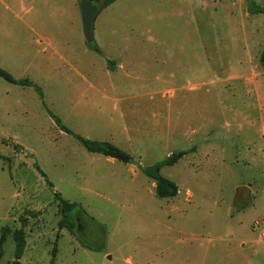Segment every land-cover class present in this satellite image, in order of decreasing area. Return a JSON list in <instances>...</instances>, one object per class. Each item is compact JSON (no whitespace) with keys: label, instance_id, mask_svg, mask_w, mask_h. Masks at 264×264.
<instances>
[{"label":"rangeland","instance_id":"rangeland-1","mask_svg":"<svg viewBox=\"0 0 264 264\" xmlns=\"http://www.w3.org/2000/svg\"><path fill=\"white\" fill-rule=\"evenodd\" d=\"M92 33L78 0H0V67L42 93L0 77V264L17 228L21 264H264V0H114Z\"/></svg>","mask_w":264,"mask_h":264},{"label":"trees","instance_id":"trees-1","mask_svg":"<svg viewBox=\"0 0 264 264\" xmlns=\"http://www.w3.org/2000/svg\"><path fill=\"white\" fill-rule=\"evenodd\" d=\"M91 1H99V0H91ZM114 0H101L99 1L101 4H103V7L109 5ZM249 11L251 13L253 12H263L262 8H254L249 7ZM93 48L96 51H99L97 46H93ZM260 63L262 67L264 68V50L262 51L260 57H259ZM0 77L4 78L5 80L19 84V85H26V86H33L37 92L42 95L41 90L39 87L34 85L29 79H17L14 76H12L9 72L4 70L0 67ZM55 121L58 123L60 128L67 132L73 134V136L90 152L98 153L106 157H112L118 161H121L123 163H133L134 157L123 150L122 148L118 147L117 145L113 144L110 141L107 140H97V139H87L85 137H82L79 134L73 133L69 128L62 125L60 123V120L51 114ZM188 151L186 150H176L168 154L163 160H161L158 163H155L152 166L143 167V172L151 178L154 183V190L155 194L158 197L165 198V197H174L178 193V186L177 184L172 181L171 179L163 176L160 173V168L163 165H173L175 164L181 157H183ZM139 164V163H138ZM55 198L59 200L60 202V212H61V218L58 220L57 224L59 228H66L70 233H73L76 229V224L73 220V217L71 215L72 210L76 207V203L69 202L65 199H63L59 193L55 192ZM23 220V219H22ZM9 229L6 228V231ZM13 240H14V252H13V258L10 262V264H21L20 259L24 253L25 247H26V236L23 228H17L13 231ZM5 237V233L2 234L0 237V253L2 252V243ZM54 254V253H53ZM51 264H53V256L51 259Z\"/></svg>","mask_w":264,"mask_h":264},{"label":"water","instance_id":"water-1","mask_svg":"<svg viewBox=\"0 0 264 264\" xmlns=\"http://www.w3.org/2000/svg\"><path fill=\"white\" fill-rule=\"evenodd\" d=\"M78 4L82 19L83 35L86 41L92 42L93 22L97 13L103 7V4H101L99 1H91V0H78ZM246 190H247L246 186H241L237 188L235 195L236 202L242 201Z\"/></svg>","mask_w":264,"mask_h":264},{"label":"crops","instance_id":"crops-1","mask_svg":"<svg viewBox=\"0 0 264 264\" xmlns=\"http://www.w3.org/2000/svg\"><path fill=\"white\" fill-rule=\"evenodd\" d=\"M105 159H107L109 162H111V163H114V161L116 160V159H114V158H112V157H106L105 156ZM127 164V163H126Z\"/></svg>","mask_w":264,"mask_h":264}]
</instances>
